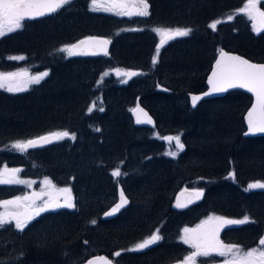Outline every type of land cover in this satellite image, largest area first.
Masks as SVG:
<instances>
[{
    "label": "trees",
    "instance_id": "trees-1",
    "mask_svg": "<svg viewBox=\"0 0 264 264\" xmlns=\"http://www.w3.org/2000/svg\"><path fill=\"white\" fill-rule=\"evenodd\" d=\"M246 1L145 0L149 15L139 17L93 12L92 0H70L53 16L22 21L0 37V71L48 73L18 93L0 90V171L17 169L19 179L69 187L73 200V208L43 213L23 231L12 222L0 227V264H81L96 254L115 264H179L190 252L180 238L184 228L217 217L250 221L225 226L222 243L260 245L264 188L249 185L264 183V137L243 136L250 97L232 92L196 109L186 98L205 90L221 48L264 63V30L254 34L243 14L227 19ZM154 28L191 31L158 49ZM86 36L110 39L108 56H57ZM14 56L24 58L6 61ZM114 68L141 74L122 85L112 76L99 83ZM97 100L98 109L89 111ZM136 103L155 119L153 131L134 125ZM56 132L74 139L41 141L23 153L8 147ZM174 136L184 147L169 158L164 138ZM195 185L205 192L201 204L172 209L180 190ZM119 187L130 206L103 221ZM24 194L21 185L0 184V202ZM152 235L160 237L156 246L131 249Z\"/></svg>",
    "mask_w": 264,
    "mask_h": 264
},
{
    "label": "snow or ice",
    "instance_id": "snow-or-ice-1",
    "mask_svg": "<svg viewBox=\"0 0 264 264\" xmlns=\"http://www.w3.org/2000/svg\"><path fill=\"white\" fill-rule=\"evenodd\" d=\"M70 0H0V37L8 35L22 27V21L25 19H35L37 17H42L47 14L56 12L58 9L68 4ZM258 0H247V3L238 10L239 13H246L249 18L254 21L259 18L261 23H264V11H260L257 7ZM112 9H119L116 12L117 15H137V16H147L149 15L147 9L148 4L145 0H111L108 7L104 8L105 11H111ZM92 11L99 10L97 0H92ZM255 13V15H253ZM231 19V17H229ZM217 23L219 21L213 22L209 25L213 30L216 29ZM158 34L161 35H171V36H187L190 29H176V30H166V29H155ZM109 43L107 40H100L96 38H87L79 41L77 44L67 46L60 49L61 52H67L69 56L77 54H88L79 53L74 51V49H79L81 45L87 44H97L105 45ZM91 54H96L95 52ZM221 59L216 62V70L213 71L212 77L209 78L208 83L212 86L211 91L220 92L225 91L227 88L240 87L246 88L249 92H252L256 97V104L253 106L252 110L248 112V130L249 132H264V64L250 63L249 61L242 59L238 56H228L226 53L221 52ZM24 57H11V59H23ZM155 63V60L153 61ZM119 73V70L117 71ZM125 75H135V73H124ZM48 73L45 72L40 76L31 77L27 80H17V77L27 76V73H0V88L5 89L8 92H17L26 90V85L28 83H39L40 80L47 76ZM210 93H205L208 95ZM201 99L199 96H192V105L196 106L197 101ZM94 107V105H93ZM103 111V109H100ZM92 111V108H89ZM257 113L259 117L257 118ZM147 116L146 113H144ZM137 122H148L150 123V118L146 121H142L137 118ZM68 132H56L49 135L41 136L37 139H29L27 141H17L11 144L10 149L20 151L21 153L26 152L29 148H35L41 141L51 142L53 137L61 139L68 137ZM73 138L74 137H70ZM169 143L175 140V147L177 149L183 150V144L180 142L179 136L177 137H165ZM173 156L176 155L175 152L169 153ZM19 170L12 169L8 170L4 168L0 171V184H12V183H24V181L16 178V173ZM113 176H119V170H115L112 173ZM46 185L51 182L45 180ZM264 188V183H253L249 185V189ZM62 191L68 192L70 196V190L63 189ZM196 197L200 193H194ZM36 199L39 196L34 195V197H17L16 200L3 201L0 202V207H3L5 211L0 213V227H4L6 224L15 221V228L23 231L28 220H30L33 215H38L42 211H46L50 206L55 207H73L70 199L64 204L55 203L51 201L45 202L42 205L36 204ZM23 200H28L29 203L24 206L23 212H10L8 211L9 206H15L19 208ZM121 201L126 203L124 200L123 192H121ZM121 205H117L116 208L112 209V212L108 215H112ZM179 203L177 207H180ZM220 221L221 225L229 224H243L250 222L247 217L240 220L224 219V218H214ZM189 229H185V236L182 237V241L185 244L190 245L195 251L190 254L185 264H196V257L203 256L209 257L213 253L220 256H231V259L225 260L224 264H264V247L259 249H252L240 252V249L236 246H226L221 243L216 238V233L214 232L209 238L207 236H189ZM195 232L196 230H192ZM218 231V229H217ZM160 239L159 235H152L149 239L144 240L142 243L136 246V249H144L150 245L156 243ZM261 246H264V238L259 241ZM103 259V258H101ZM92 264V262H89ZM105 264L107 262L105 261Z\"/></svg>",
    "mask_w": 264,
    "mask_h": 264
},
{
    "label": "rangeland",
    "instance_id": "rangeland-1",
    "mask_svg": "<svg viewBox=\"0 0 264 264\" xmlns=\"http://www.w3.org/2000/svg\"><path fill=\"white\" fill-rule=\"evenodd\" d=\"M261 1H263V0H261ZM110 3H111V0H97V4H98V6H99V10H97V11H93V12H100V13H105V14H112V15H116V16H121V15H117L116 14V12L117 11H119V9H112L111 11H105L104 10V8H106V7H108L109 5H110ZM247 3V1L244 3V5ZM90 9L92 8V3H90ZM243 5V6H244ZM243 6L241 7V8H243ZM259 10L261 11V9L259 8ZM92 11V10H91ZM236 14H238V11H236V12H234V13H232L231 15H229L228 17H227V19H229V17H231V19L236 15ZM239 14H243L248 20H250L251 21V27H252V32L254 33V34H259L262 30H263V23H261L260 22V20H259V18H257V20H253V19H251V18H249V16L246 14V13H239ZM253 15H255V13L253 14ZM218 21V20H217ZM216 22V21H215ZM213 23V22H212ZM220 23H217V26L219 25ZM217 26H216V28H217ZM210 28V27H209ZM155 29H163V28H154V29H152V31L156 34V36H157V40H160V42H159V45H158V47H163V46H165L166 45V43L168 42V41H170L169 39H168V36H171V35H161V34H158L156 31H155ZM211 30H213L212 28H210ZM166 30H176V29H166ZM188 36V35H187ZM175 36H172V38H174ZM179 37V36H178ZM183 37V36H182ZM65 47H67V46H62V47H60V49H62V48H65ZM59 53H57V56H58V54L59 55H63V56H66V52H61V51H58ZM14 57H21V56H14ZM155 57H157V54H155ZM157 59V58H156ZM23 59H11V57L10 58H8L6 61L7 62H10V63H14V62H21ZM153 61V60H152ZM119 70V73H121V74H117V71ZM29 72H30V70L29 69H22V70H14V71H11V72H2V71H0V73H27V76H24V77H17L16 79L17 80H21V81H23V80H27V79H30L31 77H35V76H40V75H42L43 73H45V72H43V73H41V74H38V73H35L34 74V76H31L30 74H29ZM130 72V71H129ZM129 72H126V71H124V70H122V69H119V68H114L113 70H109V71H106L104 74H103V76L101 77V80L99 81V83H101V82H103V80H104V78H107V77H113L114 78V81H116L118 84H120V85H122V84H125L126 83V80H127V76L128 75H125L124 73H129ZM132 73V72H131ZM29 84H31V83H28L27 85H26V88L28 87V85ZM0 90H2V91H5V92H8V91H6L5 89H2V88H0ZM18 92H20V91H17V92H8V93H18ZM100 104H101V101L99 100H97V101H95L92 105H91V107L90 108H92V110H97L98 108V105L100 106ZM93 105H94V107H93ZM69 138H70V136H68ZM72 137V136H71ZM174 137H177V136H174ZM179 138H180V136H179ZM51 140H57V138H55V137H53ZM175 140L173 139V141L171 142V143H169L168 141L166 142V145H165V151H164V155L166 156V157H169V158H175L180 152V149H177L176 147H175ZM41 144V143H40ZM39 144V145H40ZM172 152H175L176 153V155L175 156H173V155H171V154H169V153H172ZM114 177V180L115 179H117L119 176H113ZM16 178H17V176H16ZM17 179H19V178H17ZM19 180H22V179H19ZM22 181H24V183H12V184H17V185H21V186H23L24 187V192H25V194L23 195V196H19V197H21V198H23V197H29V198H32V197H34V195H36V196H39V199H36V204L37 205H42V204H44L45 202H48V201H51L53 204H54V201H55V198H56V196L57 195H63L64 194V191H62L63 189H66V187L65 186H63V187H56V186H54L52 183H50V184H48V185H46L45 183H44V181L45 180H40V181H38V183L37 182H35V181H27V180H22ZM12 184H7V185H12ZM192 188H196V189H199L196 185L195 186H193ZM65 196H62V199L64 198ZM67 199V197H65L64 198V200H66ZM13 200H16V198L15 199H13ZM12 201V200H11ZM29 203V201L28 200H23L22 202H21V206L19 207V208H17V207H15V206H9V208H8V211H10V212H17V211H19V212H23L24 211V206H26L27 204ZM59 204H61V203H59ZM64 204V203H63ZM54 207L55 206H50L46 211H51V210H54ZM5 211V209L3 208V207H1V210H0V213H3ZM42 212H45V211H42ZM42 212H40L38 215H33V217L30 219L31 221L33 220V218L34 217H36V216H39V215H41V213ZM29 220V221H30ZM13 222H15V221H13ZM230 225V224H229ZM224 226H228V225H221L220 224V221L219 220H217V219H214V218H207V219H205L203 222H201L200 223V225H198V226H195L194 228H191V229H189L190 231H189V233H188V235L189 236H192V235H197V236H207V237H211L212 236V234L215 232L216 233V238L219 240V238H218V233L220 232V230L222 229V227H224ZM185 229H187V228H184V230ZM217 229H218V231H217ZM184 230L182 231V233H181V240H182V237H184L185 236V232H184ZM192 230H196L195 232H193ZM143 242V241H142ZM142 242H140V243H142ZM139 243V244H140ZM185 244V243H184ZM224 244V243H223ZM138 245V244H137ZM137 245H135V246H133L131 249H136V246ZM188 248H189V255L190 254H192L194 251H195V249H193L192 247H190V245H188V244H185ZM225 245V244H224ZM261 247H264V246H261V245H259L257 248L256 247H254V248H250V249H247V250H242V249H240V252L241 253H243V252H245V251H248V250H252V249H259V248H261ZM243 251V252H242ZM213 254H215V253H213ZM188 255V256H189ZM188 256H186V257H184V259L182 260V261H180V263L179 264H185V261H186V259H187V257ZM210 257V256H209ZM209 257H203V256H198V257H196V264H209V262H208V258ZM228 257L229 256H227L226 257V260L228 259ZM200 259H202V261L203 262H201L200 261ZM231 259V258H230ZM212 261L213 260H211L210 261V263H212ZM223 263V262H222ZM214 264V263H213ZM215 264H219V263H215Z\"/></svg>",
    "mask_w": 264,
    "mask_h": 264
},
{
    "label": "water",
    "instance_id": "water-1",
    "mask_svg": "<svg viewBox=\"0 0 264 264\" xmlns=\"http://www.w3.org/2000/svg\"><path fill=\"white\" fill-rule=\"evenodd\" d=\"M56 12L44 15L42 17H37L35 19H25V21L31 22V21H35V20L45 19V18L53 16ZM90 37L91 38L100 39V40H107V38L101 37V36L100 37L89 36V37L82 38V39L76 41L75 43H73L71 45L77 44L79 41L87 39V38H90ZM168 39L169 40L172 39V36H168ZM74 51L79 52V53H88V54L71 55V57H74V58L105 57L108 54V51H109V43H107L105 45H97V44L81 45V47L79 49H74ZM93 52H95L96 54H91ZM221 52L226 53L228 56H238V57H240L242 59H245V60L249 61L250 63L264 64V63H257V62L250 61L249 59H247V58H245V57H243L241 55H238V54H236L234 52H228V51H226L224 49H221L219 51V53L216 55L215 60H214V62L211 65V69H210V71H209V73H208V75L206 77V80H205L206 90L203 91L202 93H189V94H187L188 103H189V105H190V107L192 109H196V107L202 101L215 99V98H221V97H224L225 95H227L228 93L234 92V91L242 92V93H244V94H246V95L251 97V104H250L249 108L247 109V111L245 112V114L243 116V121H244V125H245V132H244L243 136L246 137V138L263 137L264 136V132H258V131L257 132H249V130H248V121H247L248 112L251 111L253 106L256 104V97H255V95L252 92H249L246 88H240V87H235V88L229 87L225 91H220V92L211 91V87L212 86L208 83V80H209V78L212 77L213 71L216 70V62H217V60L221 59V55H220ZM134 73H135V75L138 74V72H134ZM132 76H134V75H130V76L128 75L129 78H131ZM205 93H210V94L205 95ZM192 96L201 97V99H199L197 101L195 107H193V105H192ZM144 113H146L147 116H145ZM131 117L134 120V123L136 125L140 126V127L149 128V129H153L155 127L154 119L150 116V114L143 107H141L139 105H137L131 111ZM138 117L142 121H146V120H148L150 118L151 122L150 123H148V122L138 123L137 122V118ZM258 117H259V114L257 113V118ZM121 192H122V190L119 189L118 193H119L120 201L118 203L114 204L105 213V215L103 216L104 220H110V219H113V218L117 217L124 209H126L129 206V200L124 194H123L124 195V200H126L127 202L126 203H122V201H121ZM194 193H200V195L198 197H196L194 195ZM203 198H204L203 191L182 190L181 192L178 193V195L176 197V202L173 204V207L177 208V209H188L190 207H193V206H196V205L200 204L201 201L203 200ZM178 203L180 205H182V206L177 207ZM117 205H121V206L112 215H108V213L112 212V209L116 208ZM101 258H103V259H101ZM105 261L107 262V264H114L112 260H110L109 258L105 257L104 255H98V256L91 257V258H89L88 260H86L82 264H89V262H92V264H105Z\"/></svg>",
    "mask_w": 264,
    "mask_h": 264
},
{
    "label": "bare ground",
    "instance_id": "bare-ground-1",
    "mask_svg": "<svg viewBox=\"0 0 264 264\" xmlns=\"http://www.w3.org/2000/svg\"><path fill=\"white\" fill-rule=\"evenodd\" d=\"M214 60H215V59H214ZM213 62H214V61H213ZM215 99H217V98H215ZM210 100H211V99H210ZM119 189H120V187L118 188V190H119ZM119 201H120V198H119V193H118V199H117V201H116L115 203H118ZM126 209H127V208H126ZM126 209H124L123 211H125ZM123 211H122V212H123ZM106 212H107V210L103 213V215H102V217H101V219H102L103 221H108V220H104V219H103V216L105 215ZM122 212H121V213H122ZM121 213H120V214H121ZM120 214H119V215H120ZM119 215H118V216H119ZM118 216H117V217H118Z\"/></svg>",
    "mask_w": 264,
    "mask_h": 264
},
{
    "label": "flooded vegetation",
    "instance_id": "flooded-vegetation-1",
    "mask_svg": "<svg viewBox=\"0 0 264 264\" xmlns=\"http://www.w3.org/2000/svg\"><path fill=\"white\" fill-rule=\"evenodd\" d=\"M260 2H261V0H258L257 7H259ZM226 257H227V256H222V259H223L222 262H223V263L221 262V264H224V262H225V260H226ZM230 258H231V256L229 255L228 259H230Z\"/></svg>",
    "mask_w": 264,
    "mask_h": 264
},
{
    "label": "crops",
    "instance_id": "crops-1",
    "mask_svg": "<svg viewBox=\"0 0 264 264\" xmlns=\"http://www.w3.org/2000/svg\"><path fill=\"white\" fill-rule=\"evenodd\" d=\"M246 138V137H245ZM258 138V137H257Z\"/></svg>",
    "mask_w": 264,
    "mask_h": 264
}]
</instances>
